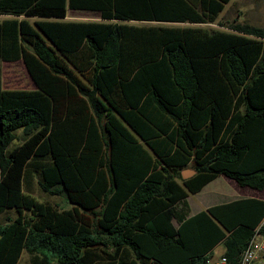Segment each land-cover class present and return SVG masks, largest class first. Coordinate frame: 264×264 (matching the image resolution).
Segmentation results:
<instances>
[{
    "label": "trees",
    "instance_id": "obj_1",
    "mask_svg": "<svg viewBox=\"0 0 264 264\" xmlns=\"http://www.w3.org/2000/svg\"><path fill=\"white\" fill-rule=\"evenodd\" d=\"M229 1L0 0L25 16L0 59L31 81L0 86V264H208L220 243L239 264L264 199L186 202L219 175L264 189V28L219 20Z\"/></svg>",
    "mask_w": 264,
    "mask_h": 264
},
{
    "label": "rangeland",
    "instance_id": "obj_2",
    "mask_svg": "<svg viewBox=\"0 0 264 264\" xmlns=\"http://www.w3.org/2000/svg\"><path fill=\"white\" fill-rule=\"evenodd\" d=\"M233 19H237L239 21L246 20L252 24L261 26L264 28V0H230L226 5L224 10L221 12L219 16V20L224 22H230ZM206 27H220L217 23H214L210 26ZM31 82L29 81L28 76L23 72L19 66L17 65H2L0 62V86L5 87H31ZM17 139H14L10 148L13 147L14 144L18 143ZM231 179L221 175L218 179H216L214 186L216 185L217 190L231 192L234 186L230 182ZM232 181V180H231ZM236 184V183H235ZM215 189V188H214ZM213 189V190H214ZM36 195H40L36 192ZM199 196L190 195L189 200L192 204L193 208V200L198 198ZM53 200L58 202L62 207H69L70 205L66 202V199L63 195L53 197ZM13 216L12 211H8L0 215V221H4V217ZM176 223V222H175ZM224 249V245L222 243L218 244L214 249V257H218L221 255ZM17 264H30L29 255L26 252H23Z\"/></svg>",
    "mask_w": 264,
    "mask_h": 264
},
{
    "label": "crops",
    "instance_id": "obj_3",
    "mask_svg": "<svg viewBox=\"0 0 264 264\" xmlns=\"http://www.w3.org/2000/svg\"><path fill=\"white\" fill-rule=\"evenodd\" d=\"M13 18L20 20L22 18H25V16L24 15H13V14H0V23L3 22V20L5 19H13ZM37 18L38 17H34V16L28 17L29 21L32 24ZM63 19L72 20V21H108V20H104L101 17L100 13L96 10H81V9L73 10L69 8L67 9L66 15ZM112 21L116 22L117 20H112ZM128 22L141 24V23H149L150 21L128 20ZM150 23H163V24H172V25H196V26L198 25V26H204V27L214 24V23H193V22H150ZM0 62L3 66L4 65H7V66L17 65L20 67V69L23 72H25V74H27L25 66L21 60L9 62V61H3L0 59ZM220 176L221 175L209 181L207 184L203 186V188L200 191L196 193H191L187 196L186 202L188 204V214L189 215H193L201 210L206 209L209 206L228 202L230 200L237 199V198L256 197V198L264 199V189L256 190V189H252L249 187H240L237 184H235L234 181H231V180H230L231 184L233 186L235 185L234 186L235 189H233L231 192L217 190L216 185L214 186L213 184L215 183L216 179H218ZM190 195L199 196L198 198L193 200V208L189 200Z\"/></svg>",
    "mask_w": 264,
    "mask_h": 264
},
{
    "label": "built area",
    "instance_id": "obj_4",
    "mask_svg": "<svg viewBox=\"0 0 264 264\" xmlns=\"http://www.w3.org/2000/svg\"><path fill=\"white\" fill-rule=\"evenodd\" d=\"M208 264H227L225 257H211ZM239 264H264V217L256 227L247 247L240 255Z\"/></svg>",
    "mask_w": 264,
    "mask_h": 264
},
{
    "label": "water",
    "instance_id": "obj_5",
    "mask_svg": "<svg viewBox=\"0 0 264 264\" xmlns=\"http://www.w3.org/2000/svg\"><path fill=\"white\" fill-rule=\"evenodd\" d=\"M193 173H194V170L193 169L186 168V169L182 170V176L184 178L192 175Z\"/></svg>",
    "mask_w": 264,
    "mask_h": 264
}]
</instances>
